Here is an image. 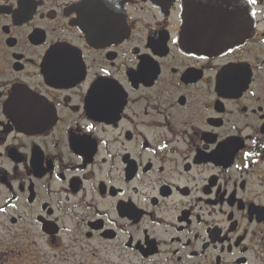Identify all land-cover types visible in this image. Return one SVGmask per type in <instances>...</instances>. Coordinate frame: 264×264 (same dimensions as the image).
<instances>
[{"label":"flooded vegetation","instance_id":"af4514ba","mask_svg":"<svg viewBox=\"0 0 264 264\" xmlns=\"http://www.w3.org/2000/svg\"><path fill=\"white\" fill-rule=\"evenodd\" d=\"M48 252L264 264V0H0V264Z\"/></svg>","mask_w":264,"mask_h":264},{"label":"rangeland","instance_id":"374dc122","mask_svg":"<svg viewBox=\"0 0 264 264\" xmlns=\"http://www.w3.org/2000/svg\"><path fill=\"white\" fill-rule=\"evenodd\" d=\"M56 253L53 252H48V255L46 256V262L43 263V261L41 262V264H68L71 261V256L70 254H64L63 256L60 254L59 258H55L54 255ZM80 256L77 257V259H79ZM129 264V263H127Z\"/></svg>","mask_w":264,"mask_h":264},{"label":"water","instance_id":"95a60500","mask_svg":"<svg viewBox=\"0 0 264 264\" xmlns=\"http://www.w3.org/2000/svg\"><path fill=\"white\" fill-rule=\"evenodd\" d=\"M89 4H88V2L85 4V6H88Z\"/></svg>","mask_w":264,"mask_h":264},{"label":"snow or ice","instance_id":"6c2138e0","mask_svg":"<svg viewBox=\"0 0 264 264\" xmlns=\"http://www.w3.org/2000/svg\"><path fill=\"white\" fill-rule=\"evenodd\" d=\"M253 3H255V0H253Z\"/></svg>","mask_w":264,"mask_h":264}]
</instances>
